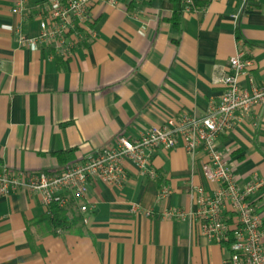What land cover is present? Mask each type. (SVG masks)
<instances>
[{
  "label": "crops",
  "instance_id": "obj_1",
  "mask_svg": "<svg viewBox=\"0 0 264 264\" xmlns=\"http://www.w3.org/2000/svg\"><path fill=\"white\" fill-rule=\"evenodd\" d=\"M24 1L14 13L17 0H0V169L60 171L119 136L138 137L171 117L203 116L222 94L219 78L236 38L251 48L253 75L264 81L260 5L242 12L244 0H192L195 9L185 7L175 26L169 0L98 2L96 37L64 60L44 44L21 42L40 34L44 4ZM218 146L239 184L264 178V105L251 108ZM205 160L160 148L151 158L154 178L128 163L123 187L90 185L86 200L95 209L87 223L73 203L59 209L67 220L59 226L56 208L49 214L37 197L0 198V264H224L228 245L204 237L198 222L161 216L195 211V188L213 192L201 172ZM251 199L264 231V186Z\"/></svg>",
  "mask_w": 264,
  "mask_h": 264
},
{
  "label": "built area",
  "instance_id": "obj_2",
  "mask_svg": "<svg viewBox=\"0 0 264 264\" xmlns=\"http://www.w3.org/2000/svg\"><path fill=\"white\" fill-rule=\"evenodd\" d=\"M98 2L116 5V0H44L40 34L38 37L21 36V42L34 46L44 44L54 56L66 60L78 44L96 37L91 26L94 23L92 10ZM24 5V0H17L13 12H18ZM252 5L264 7V0H244L241 11ZM190 9H195V3L186 0V10ZM238 17L233 16L234 20ZM254 68L251 48L243 39L236 38V50L229 59L228 70L221 71L219 78L222 94L203 116L171 117L138 137L119 136L110 146L75 159L60 171L33 173L2 168L0 198L25 192L37 197L49 214H53L55 208L64 209L73 203L87 223L88 214L95 209L86 200L92 183L123 187L129 180L128 163L135 166L140 175L154 178L151 158L160 148H181L192 162L203 153L206 160L201 165V172L214 186L213 192L195 188L190 191L197 205L195 211L188 214L168 209L161 216L198 222L204 237L228 245L224 264H264L263 221L251 199L264 186V178L254 177L239 184L233 164L227 161L226 152L218 146L219 137L234 129L251 108L264 105V81L255 79ZM169 194V188L162 186L160 198ZM138 211L139 207L134 205L133 212ZM152 214L150 211L144 213L148 217Z\"/></svg>",
  "mask_w": 264,
  "mask_h": 264
},
{
  "label": "trees",
  "instance_id": "obj_3",
  "mask_svg": "<svg viewBox=\"0 0 264 264\" xmlns=\"http://www.w3.org/2000/svg\"><path fill=\"white\" fill-rule=\"evenodd\" d=\"M168 4H169V6L172 7L173 12H174L172 22L175 26H178L182 12L184 11V9L186 7V0H169ZM71 152L72 151H67V152L61 153L62 159L66 162H67V160L68 161L71 160V157H68L71 154ZM54 213H55L56 220H57L59 226H64L65 224H67V220L64 216V213L61 210L56 209L54 211Z\"/></svg>",
  "mask_w": 264,
  "mask_h": 264
}]
</instances>
